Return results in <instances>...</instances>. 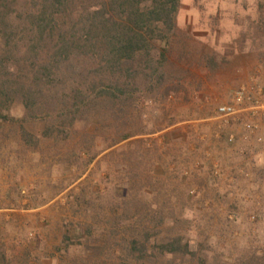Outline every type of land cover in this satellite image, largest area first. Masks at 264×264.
<instances>
[{"label": "trees", "instance_id": "16d2710c", "mask_svg": "<svg viewBox=\"0 0 264 264\" xmlns=\"http://www.w3.org/2000/svg\"><path fill=\"white\" fill-rule=\"evenodd\" d=\"M181 2L0 0V129L13 128L33 151L41 139L65 145V161H80L81 175L109 151L97 163L111 159L123 175L113 197L99 185L94 198L84 187L68 196L63 264H264L257 246L230 261L224 241H206L200 210L212 197L190 196L167 162L173 175L157 174L169 134L148 146L165 129L144 119L142 105L177 83L170 56ZM156 183L165 190H152ZM0 264H14L1 244Z\"/></svg>", "mask_w": 264, "mask_h": 264}, {"label": "rangeland", "instance_id": "374dc122", "mask_svg": "<svg viewBox=\"0 0 264 264\" xmlns=\"http://www.w3.org/2000/svg\"><path fill=\"white\" fill-rule=\"evenodd\" d=\"M260 2L182 0L170 56L177 83L168 97L142 105L144 119L165 129L151 136L148 146L153 140L162 144L169 134L157 155L164 159L157 174L165 178L179 173V182L186 183L197 201L204 194L212 197L200 210L205 239L214 247L224 241L230 261L252 246L264 249V119L260 113L255 120L259 129L249 142L231 144L228 134L243 126L232 125L218 137L215 113L242 86L260 90L264 107V32L257 29ZM21 110L19 105L13 108L19 115ZM13 131L0 129V244L14 264H63L68 253L62 234L72 220L68 196L84 187L88 198H94L97 185L103 194L114 196L123 175L111 159L97 163L109 151L81 175L80 161L74 165L65 161V145L41 139L33 151ZM165 162L173 174L164 172ZM161 188L165 190L158 183L151 187L157 192ZM166 195L174 196L171 189Z\"/></svg>", "mask_w": 264, "mask_h": 264}, {"label": "built area", "instance_id": "2783aa9c", "mask_svg": "<svg viewBox=\"0 0 264 264\" xmlns=\"http://www.w3.org/2000/svg\"><path fill=\"white\" fill-rule=\"evenodd\" d=\"M261 91H257L255 86L240 87L233 95L229 104L221 105L216 110V120L220 121L217 126V136L232 125H242L243 129L239 132L230 131L228 142L236 144L238 141L249 142L250 138L259 129L256 121L260 117L264 119V107L261 101ZM244 114L249 115V119H242ZM243 173V171H241Z\"/></svg>", "mask_w": 264, "mask_h": 264}]
</instances>
